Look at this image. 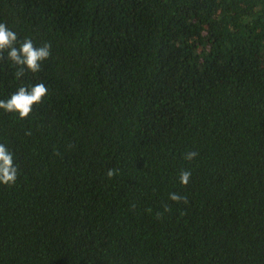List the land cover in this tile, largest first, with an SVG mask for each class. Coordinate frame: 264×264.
I'll use <instances>...</instances> for the list:
<instances>
[{"label":"trees","instance_id":"16d2710c","mask_svg":"<svg viewBox=\"0 0 264 264\" xmlns=\"http://www.w3.org/2000/svg\"><path fill=\"white\" fill-rule=\"evenodd\" d=\"M0 21L52 53L19 81L0 58V99L48 88L0 110V264H264V0H0Z\"/></svg>","mask_w":264,"mask_h":264},{"label":"clouds","instance_id":"9594fccd","mask_svg":"<svg viewBox=\"0 0 264 264\" xmlns=\"http://www.w3.org/2000/svg\"><path fill=\"white\" fill-rule=\"evenodd\" d=\"M5 53L10 66L16 69L14 77L18 81L24 77L26 71L38 73L52 54L50 44L37 45L30 37L21 41L11 27L0 21V58ZM47 94L48 88L43 82L21 84L10 96L0 99V110L25 119L29 117L33 107L40 104ZM196 156V152L189 151L185 154V159L192 160ZM107 174L111 177L113 170L109 169ZM18 175L15 154L5 143L0 142V184L14 185ZM190 176V171H181L180 182L186 185ZM169 198L173 201L184 199L176 193H169Z\"/></svg>","mask_w":264,"mask_h":264}]
</instances>
